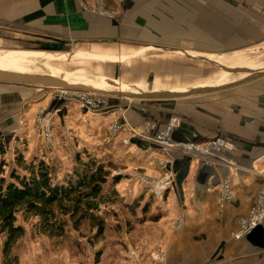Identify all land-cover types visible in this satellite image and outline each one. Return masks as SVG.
I'll use <instances>...</instances> for the list:
<instances>
[{
	"label": "rangeland",
	"instance_id": "obj_1",
	"mask_svg": "<svg viewBox=\"0 0 264 264\" xmlns=\"http://www.w3.org/2000/svg\"><path fill=\"white\" fill-rule=\"evenodd\" d=\"M153 2L155 26L146 30L147 38L130 46L128 52L113 49L118 55L133 56L121 60L93 58L70 61L54 60L50 56L34 59L24 54L3 57L11 51H40L47 45L41 44L42 39L37 36L25 39L0 32L4 37L0 40V67L34 75L61 69L63 72L89 74L93 80L110 78L122 82L136 94L154 88L182 91L217 86L234 81L238 75L208 61L189 57L180 50H167L162 46L184 49L216 62L236 57V64L227 65L231 67L264 68V0ZM80 45L84 44L66 46L69 50L61 51L74 53L83 49L115 54L98 45ZM151 46L154 47L149 48ZM142 49L144 51L139 53ZM248 85L252 89L246 91L245 96H253L252 100L264 110V77L244 86ZM22 86L25 89L21 87L20 94L25 95L28 101L23 115L9 120L0 117V161L5 162L6 175L15 169L28 176L24 166L44 160L52 169L55 181L66 183L76 181L102 165L107 172V182L103 187L110 201L101 203L99 211L89 212L78 225L70 214L63 215L65 227L62 234L58 231L44 232L39 225V216L19 213L18 223L24 225L26 235L15 244L11 256H5L3 244L6 236L0 232V264H110L123 254L128 255L137 239L151 233L153 226L161 224L158 222L165 215L163 204L167 200L165 196L157 201L148 187H141L131 179L129 172L138 170L152 176L159 175L151 169L150 163L163 157L156 150L124 144L125 127H121L123 131L119 135L114 133L113 127L115 122L121 125L129 123L128 114L140 102L168 99L118 96L128 93L127 90L118 86L110 89L112 85L109 84L100 89L108 99L107 107L89 111L81 109L77 101L69 104L59 101V106L52 107V102L57 100L53 89L58 87ZM38 94H43L42 101L50 97L48 105L41 110L36 104L38 100L34 99ZM46 113L50 114L46 116ZM115 180L118 182L116 185ZM112 190L116 195L111 193ZM99 226H103V232L96 237ZM24 259L26 262L22 261Z\"/></svg>",
	"mask_w": 264,
	"mask_h": 264
},
{
	"label": "crops",
	"instance_id": "obj_2",
	"mask_svg": "<svg viewBox=\"0 0 264 264\" xmlns=\"http://www.w3.org/2000/svg\"><path fill=\"white\" fill-rule=\"evenodd\" d=\"M153 6V0H0V32L25 39L37 36L42 43L66 41L71 47L94 44L115 53L89 51L88 55L83 49L74 53L40 50L71 54L66 59L69 61L121 60L134 54L118 55L115 51H130V46L146 39V30L155 26ZM0 40L4 37L0 36ZM141 51L144 49L138 52ZM77 54L87 56L76 57ZM41 56L49 57L46 53ZM22 85L26 84L0 82L2 119L21 117L26 110L27 98L19 91L21 87L25 89ZM244 85L247 83L195 98L140 102L128 114L129 123L134 126L151 120L158 122L160 129L177 117L180 125L174 131V140L204 142L223 137L233 142L235 148L220 155V159L233 161L231 164L224 159L204 161L207 166L202 169L200 163L190 164L188 178L166 192L165 215L158 222L161 224L137 239L128 255L123 254L110 264H150L152 251L160 246L168 250L167 264H264L263 248L251 244L245 235L235 236L240 218L249 215L264 182V174L253 170L256 166L264 172V110L252 100L253 96H245L252 86ZM42 97L38 94L34 98L40 110L50 101V97L45 101ZM51 106H59V100ZM186 158L177 155L175 162ZM153 164L150 163L151 169L161 173ZM176 169L179 172L183 165ZM228 174L232 178L233 199L221 209L220 182ZM180 219L182 224L178 225Z\"/></svg>",
	"mask_w": 264,
	"mask_h": 264
},
{
	"label": "trees",
	"instance_id": "obj_3",
	"mask_svg": "<svg viewBox=\"0 0 264 264\" xmlns=\"http://www.w3.org/2000/svg\"><path fill=\"white\" fill-rule=\"evenodd\" d=\"M4 166L5 162L0 161V232L6 236L3 244L5 256H11L15 244L26 235L24 225L18 223L19 213L39 216V225L44 232L62 234L65 227L63 215L70 214L78 225L89 212L99 211L101 203L110 201L103 187L107 172L102 165L76 181L66 183L55 181L52 169L44 160L24 166L28 176L15 169L7 176ZM111 193L116 195L113 190ZM102 228L99 226L96 237L102 234Z\"/></svg>",
	"mask_w": 264,
	"mask_h": 264
},
{
	"label": "built area",
	"instance_id": "obj_4",
	"mask_svg": "<svg viewBox=\"0 0 264 264\" xmlns=\"http://www.w3.org/2000/svg\"><path fill=\"white\" fill-rule=\"evenodd\" d=\"M96 10V9H93ZM102 13L107 14L105 10H99ZM54 98L66 103H72L77 101L80 104L81 109L96 110L104 109L108 105V99L105 94L85 91L81 89H69V88H54ZM50 113H46V116ZM180 125V120L177 117L170 119L166 128H159V124L156 121H146L142 125L133 126L128 122L122 125L118 122L114 124V133L121 134L123 130L121 127H125V135L122 137V142L126 145L139 146L133 141V139H139L147 142L146 148H140L144 150H156L161 154L162 159L154 160L155 169H160L159 175H149L144 172L135 170L129 172L131 179L135 180L136 184H139L149 188V192L157 201H161L165 198L166 192L173 189L177 185V172L173 170V164L176 161L177 155H185L191 157V166L195 163L199 164L201 161L220 162L231 160L220 159V155L225 150H232L235 148L233 142L223 137H215L204 142L194 141H176L173 134L175 129ZM48 140L52 141V137L48 136ZM170 165V168L168 166ZM259 174L264 172L258 171L257 168H253ZM220 208L224 209L226 204L233 199V186L231 175L228 174L223 177L220 182ZM264 220V182L257 194L256 200L253 203L250 213L246 217H242L239 220V231L235 234L240 238L246 236V234L257 224L262 223ZM182 224V219L179 220L178 225ZM168 250L162 246L157 247L151 253L152 262L150 264H167Z\"/></svg>",
	"mask_w": 264,
	"mask_h": 264
},
{
	"label": "water",
	"instance_id": "obj_5",
	"mask_svg": "<svg viewBox=\"0 0 264 264\" xmlns=\"http://www.w3.org/2000/svg\"><path fill=\"white\" fill-rule=\"evenodd\" d=\"M65 43L66 41H59L57 43H47L46 45L48 46L43 47L42 50H52V51L69 50V49H66V46L64 47L65 49L63 48V45ZM162 47L167 50H174V51L180 50L189 57L197 58L203 61H208L211 64L218 65L219 68L223 69L224 71H228L234 74H237L240 72H248L250 74L239 80H235L233 82H229V83L218 85V86L191 88L186 91H176V92L152 90L151 92H146V93H141V94H132L131 95L132 97L142 98V99H175V98L200 96V95H204L208 93H213V92L229 89L235 86L243 85V84H246V83H249V82H252V81H255L257 79L264 77V68L258 69V70H249V71L244 68H231L229 66L218 64L215 61L210 60L206 56H193L192 54H190V52L184 49H179V48L169 47V46H162ZM0 82H13V83H21V84H27V85H35V86L81 89V90L89 91L86 88L75 87L71 85L69 82L63 80L62 78H58V77L57 78H47V77L38 78L31 74L20 73V72H15V71H8V70L0 71ZM90 92L101 93L97 91H90ZM110 94H113V93H110ZM118 96H122V95L119 94ZM133 141L143 148H146L148 146L147 142L145 141H141L139 139H133ZM190 164H191V157L189 156L185 160L174 162L173 170L175 171L177 170L176 166L183 165V169L177 172L176 179H177L178 186H181L182 183L188 178ZM205 166L207 165L204 163V161H201L200 162L201 169ZM168 168H170V165L168 166ZM246 238L254 246L264 249V224L259 223L256 226H254L246 234Z\"/></svg>",
	"mask_w": 264,
	"mask_h": 264
},
{
	"label": "bare ground",
	"instance_id": "obj_6",
	"mask_svg": "<svg viewBox=\"0 0 264 264\" xmlns=\"http://www.w3.org/2000/svg\"><path fill=\"white\" fill-rule=\"evenodd\" d=\"M43 53H46L47 56H50L54 60H65V59H68L69 56H71V54L64 53V52H41V51H28L27 50V51H14V52L11 51V52H9L8 54H6L3 57L13 56V55H16V54H24L26 56L27 55L32 56V58L35 59L38 56H41ZM87 53H88V55L90 54L89 51ZM78 56H87V55L86 54H77L76 57H78ZM237 61H238V59L236 57H234V58H229V59L222 58V59L218 60L217 62H218V64H222V65H225V66H227V65H231L232 66V65L236 64ZM216 66H218V65H216ZM231 66H229V67H231ZM231 68H236V67H231ZM237 68H244V67H237ZM244 69H247L248 71L251 70V69H248V68H244ZM2 70L12 71V70L0 67V71H2ZM51 71H53V72L44 73V74H41V75H34V74H31V75L36 76L38 78H44V77H47V78H57V77L58 78H62L63 80L69 82L71 85H73L75 87H82V88H86L87 90L89 89V91L101 92V94H104V91L100 90L101 86H105V85H109V84L112 85V87L109 86L110 89L114 88L115 86L116 87L118 86V87H122L121 89H123V90H127L128 93H121L122 96H127V98H129L128 96H131L132 94H136V93L130 91L131 90V89H129L130 87L129 88L126 87L122 82L118 83L116 81L117 84H114L115 82H113V81H115V80L112 81V80H110V78H107V79L106 78H102L101 80H93L88 75H86V76L85 75H79V74H75L73 72H61L62 71L61 69L51 70ZM15 72H18V71H15ZM24 73H26V72H24ZM246 73H248V72H246ZM27 74H29V73H27ZM237 74L238 75L236 76V79L243 78V77L247 76L244 72H240V73H237ZM110 82H113V83H110ZM153 90H156V89L154 88ZM151 91L152 90H150L148 92H151ZM182 91H186V90H182ZM174 92H176V91H174ZM141 93H146V92L145 91H140L139 94H141Z\"/></svg>",
	"mask_w": 264,
	"mask_h": 264
},
{
	"label": "flooded vegetation",
	"instance_id": "obj_7",
	"mask_svg": "<svg viewBox=\"0 0 264 264\" xmlns=\"http://www.w3.org/2000/svg\"><path fill=\"white\" fill-rule=\"evenodd\" d=\"M47 43H57V42H51V41H49V42H44L45 45H46ZM41 44H43V43H41ZM47 46H48V45H47ZM65 46H67L66 43L63 45V48H64ZM43 47H46V46H43Z\"/></svg>",
	"mask_w": 264,
	"mask_h": 264
}]
</instances>
